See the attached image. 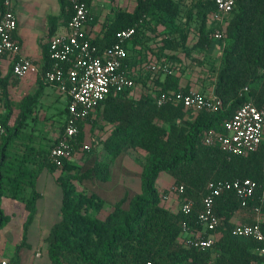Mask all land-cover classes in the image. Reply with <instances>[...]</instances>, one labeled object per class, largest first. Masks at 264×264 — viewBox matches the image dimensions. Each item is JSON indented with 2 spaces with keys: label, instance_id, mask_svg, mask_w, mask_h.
I'll use <instances>...</instances> for the list:
<instances>
[{
  "label": "trees",
  "instance_id": "obj_1",
  "mask_svg": "<svg viewBox=\"0 0 264 264\" xmlns=\"http://www.w3.org/2000/svg\"><path fill=\"white\" fill-rule=\"evenodd\" d=\"M58 1L61 8L59 19L68 23L74 15V2ZM84 1L91 9L94 0ZM214 10V0L200 2L188 12L185 25L180 28L176 25L182 14L180 0H135L132 12L118 9L112 12L114 16L107 15L104 35L94 40L101 50L113 46L121 30L137 26L139 31L144 21L153 22L161 17L168 29L179 33L185 42L188 36L186 26H191L196 17L199 23L195 30L196 42L185 49L184 55L197 67L211 66L210 72L217 75L215 94L222 100L223 108L214 113H194L183 105L158 107L156 98H150L147 93L138 99L131 98L134 86L119 94L111 92L95 115L77 123L78 133L73 141L71 158L87 153L86 125L91 127L93 134L99 131V141L93 140L94 149L87 153L89 159L95 157L90 168L82 170L70 158L64 161L63 167L52 163L51 150L58 140L47 149L26 150L21 158L25 163L35 165V170L29 172L23 187L20 183L13 184L14 179L10 178L9 186L2 193L24 204L27 212L24 241L38 215L41 198L37 188L38 177L43 171L60 172L57 184L62 193L61 220L46 238L48 256L53 264H264V256L256 251L259 243L233 234L237 225L233 223V218L241 208V201L234 191L227 190L215 200V213L220 220L216 230L204 233L199 222L209 183L235 179L262 182L264 160V147L247 156H231L218 145L205 143L209 132L225 133V123L245 103L253 101L258 108H264V0L238 2L227 26L224 45H219L221 54L215 59L208 54L218 43L213 37ZM196 11L197 15L194 14ZM54 30V26L51 27V34ZM169 46L174 47V44L167 41L161 52ZM45 59L43 71L50 68L49 51ZM12 75L13 66L9 76ZM9 78L0 80L1 97L7 93ZM180 91L187 92L181 89L180 78L166 75L158 96ZM39 96L40 92L23 103L21 122L31 116L34 109L29 106L36 104ZM5 101L7 112L2 121L6 135L0 151V160L4 161L10 157L5 143L11 144L22 127L21 124L9 125L13 105L7 97ZM65 112L67 123V108ZM98 148L100 152L97 154ZM126 150L144 159L141 191L130 200L124 197L116 202L113 210L102 219L100 215L106 202L95 194L79 191L77 184L85 180L108 182L112 178L114 161ZM17 159L12 163H16ZM10 163L7 160L6 164ZM163 172L174 180V186H184L183 194L172 190L179 199L178 204L185 198L195 200L190 214H184L180 207L174 209L165 205V198L157 187ZM170 191L171 188L165 192ZM128 201L127 209L124 204ZM256 207L264 217V200L256 198L250 201L247 209L253 211ZM4 220L0 210V230ZM185 227L189 230L188 234L184 231ZM261 229L264 233V221ZM196 233L205 238L215 235L218 239L208 250L190 248L183 238Z\"/></svg>",
  "mask_w": 264,
  "mask_h": 264
},
{
  "label": "built area",
  "instance_id": "obj_2",
  "mask_svg": "<svg viewBox=\"0 0 264 264\" xmlns=\"http://www.w3.org/2000/svg\"><path fill=\"white\" fill-rule=\"evenodd\" d=\"M240 0H214L215 10L212 14L214 40L224 43L231 15ZM74 15L66 24L65 33L54 35L49 42L50 68L46 71L39 68L34 61L21 55V47L15 40L19 22L14 13V0H0V56L14 58L13 73L18 79L38 73L40 78L58 88L68 96V120L58 141L51 150L50 159L58 167L71 158L73 141L78 133L77 123L87 120L97 113L98 107L108 98L111 92L117 94L135 86V80L124 71L123 65L128 56L127 45L138 34L137 26L121 30L116 43L108 49L101 50L94 39L85 32L90 20L91 9L84 0H73ZM142 25V23H141ZM148 71L155 75H172L168 63L158 62L148 65ZM264 74V69L262 70ZM247 90V89H245ZM1 97V90H0ZM158 107L169 104L183 105L187 110L199 112H218L223 108L222 100L213 93L205 96L196 91H180L156 96ZM0 102V151L6 128L2 121ZM209 146L218 145L223 152L231 156H247L264 147V108H258L253 101L242 105L234 116L225 123V133L211 131L205 137ZM86 152L92 148L87 146ZM184 186H175L174 191L184 193ZM232 190L241 201V208L247 209L250 201L256 198L264 200V160L262 182L253 179H235L211 182L203 197V210L199 222L203 232H212L219 226L220 220L215 213V200L225 191ZM195 200L185 198L180 209L190 214ZM253 225L238 224L233 230L236 237L254 239L259 243L257 252L264 256V233L261 229L262 215L259 208L253 209ZM188 234V228L185 227ZM184 243L197 250H208L216 242L214 236L201 237L199 233L185 236ZM0 264H15L0 259Z\"/></svg>",
  "mask_w": 264,
  "mask_h": 264
},
{
  "label": "crops",
  "instance_id": "obj_3",
  "mask_svg": "<svg viewBox=\"0 0 264 264\" xmlns=\"http://www.w3.org/2000/svg\"><path fill=\"white\" fill-rule=\"evenodd\" d=\"M115 4V5H114ZM122 8V1L118 0H94L91 7V17L85 26V32L92 39L100 38L106 31L105 22L97 25L95 18L99 16L102 19L105 11L113 12ZM14 13L18 19L19 26L15 33V40L21 47V55L31 59L41 69H43L46 61V53L49 49V42L54 35L65 33L67 30L65 19H59L61 16V8L58 0H14ZM107 16L108 14L105 13ZM54 26V34H51V27ZM152 32L147 29H139L137 36L128 43V56L124 63V71L135 80V87L130 93V97L138 99L142 94L147 93L150 98H155L164 87L166 75H155L148 71V65L158 62H165L171 66L173 74L180 78V87L185 91H196L205 96H211L215 93V82L217 75L210 72L211 66L208 64L204 68H200L187 60L181 59L180 54L173 55L165 51L159 52L158 40L152 39ZM224 43L218 42L208 52L209 57L218 58L221 54L219 45ZM180 50V49H179ZM174 56V57H173ZM14 58L11 56L0 57V80L8 79L13 66ZM6 95L13 105V115L9 125L17 126L21 124V130L18 135L13 137L11 144L5 143L8 151H11L13 145L17 141L21 144L17 147L23 151L19 153L9 154L5 161L1 159L0 164V210L5 218L4 225L0 230V259H6L15 264H53L50 258L43 257L40 250L42 242H46L47 234L56 223L51 225L48 233H44L43 218L40 214V205L45 203L48 195V189L53 187L52 192L57 193L59 201L55 209L59 211L62 203V193L57 192L60 188L57 184V178L60 172L50 173L43 171L37 179V188L41 193L38 203V215L27 232V240L23 241L24 225L27 220V212L24 204L13 199L6 194L9 186L10 178L14 179L13 184L20 183L23 187L29 177V172L35 170V165H30L22 160V156L26 154L28 149H47L52 142L58 140L61 128L66 124V108L68 104V96L61 93L57 87L43 81L38 73H32L28 77L18 79L14 75L9 78ZM40 92L38 102L32 103L29 107L34 109L27 121L21 122L20 117L23 110V103ZM2 95L0 97L2 108V116L6 115V101ZM21 122V123H20ZM24 124V125H23ZM89 125H86L85 132ZM28 131V133H26ZM99 133V131H97ZM52 134V136H51ZM87 138V137H86ZM88 145V143L86 144ZM3 147V146H2ZM94 147V143H93ZM2 149V148H1ZM100 148L96 151L98 154ZM18 158V159H17ZM17 159L16 163L12 160ZM80 159V158H78ZM95 157L93 158V160ZM7 160L11 165H7ZM72 161V159H71ZM24 162V163H23ZM91 167V166H90ZM85 170V169H83ZM7 174V175H6ZM6 175V176H5ZM8 176V177H7ZM166 182L174 183V180L168 176L164 179ZM61 191V189H60ZM7 207V212L4 209ZM253 211L250 209L240 208L233 218L234 224L253 223ZM264 221V217L262 216ZM218 239V236H215ZM32 238H38L33 240ZM32 239V240H30ZM14 247V250L4 251L7 244Z\"/></svg>",
  "mask_w": 264,
  "mask_h": 264
},
{
  "label": "rangeland",
  "instance_id": "obj_4",
  "mask_svg": "<svg viewBox=\"0 0 264 264\" xmlns=\"http://www.w3.org/2000/svg\"><path fill=\"white\" fill-rule=\"evenodd\" d=\"M121 1H122L121 10H123L124 12L133 11L135 7V0H121ZM202 1L204 0H180V2L182 3V14L180 15L176 25L178 27L184 26L185 19H186L188 12L191 9H195V7H197ZM103 13H104V16L102 19H99V16L95 18V24L98 25L99 24L98 21H100L101 24L104 22L106 23L107 16H105L106 15L105 13L111 14L114 16V13L109 12V11L108 12L105 11ZM196 13L197 11L194 14ZM161 18L153 22L144 21L142 23L140 30L147 29L150 32H152L151 33L152 39L155 41L158 40V43L160 44L159 52L162 51L163 44H165L167 41L168 42L171 41V44H174V47L169 46L170 48H166L164 49V51L166 53H171L173 55L180 54L181 59L184 60L186 58V55H184L185 49L191 48L196 42V31L195 30H196V26L199 24L198 20L195 17V20H193V23L191 24V26H186V29L188 31V36H187L186 41L183 42L180 34L173 33L172 31H170L168 29V25L163 23V19ZM193 55L197 56V54L195 53ZM188 60L191 62V59L188 58ZM90 129L91 127H87V130H86L87 138L85 140V148L87 146H90L93 150L94 149L93 140L99 141V137H98L99 134L97 133V130L95 134H93V132H90ZM26 133H28V131H26ZM87 143L88 145H86ZM20 144H21V141H17L13 145L14 148H12V150L9 151V154L19 153V155H21L23 151H20L17 148ZM80 154L73 157L72 162L79 165L82 168V170L83 169L86 170L90 168V166H92L93 164V159L91 158L89 159V155H87V153L85 154L80 153ZM143 164H144V159L141 156L136 155L130 150H126L121 154V156H119L114 161L112 178L108 182L102 183V182H99L98 180H85L84 182L77 184L78 190L86 194H89V195L95 194L106 202V206L100 215L102 219H105L106 216L113 210L112 207L116 202L120 201L124 197H127L128 200H130L133 196L140 193ZM168 176L169 175L167 173H164V172L161 173L159 180L157 182V187L159 188L161 194L165 198L164 199L165 205L172 207L174 209H178L181 205V202L178 204L179 199L177 198L176 194L173 193L174 187H175L174 183L166 182L164 180ZM170 188H171V191L166 193L165 191ZM51 189H53V187L48 189V195H47V199L45 203L39 206L40 207L39 211H40V214L44 222L43 226L45 225V227H47L46 229L43 227L44 233L46 232L48 233L49 231L48 229L51 227V225L60 221V216H58L59 211H57V208L55 209V205L57 206L59 198L57 197V193L54 194V192H52ZM56 190L58 193L61 194L60 188H57ZM128 207H129V201L124 204V208L128 209ZM4 209L7 212L8 209L5 205H4ZM49 234H47V236ZM32 239L35 240L38 238H32ZM27 243H28V240H27ZM14 249L15 248L12 247L9 243L4 247V251L14 250ZM40 250L43 253L44 259L45 258L48 259L49 258L48 248H47V244L45 241L41 243Z\"/></svg>",
  "mask_w": 264,
  "mask_h": 264
}]
</instances>
